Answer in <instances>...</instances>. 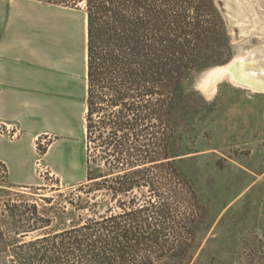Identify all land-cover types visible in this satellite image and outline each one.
I'll list each match as a JSON object with an SVG mask.
<instances>
[{
	"label": "rangeland",
	"instance_id": "rangeland-1",
	"mask_svg": "<svg viewBox=\"0 0 264 264\" xmlns=\"http://www.w3.org/2000/svg\"><path fill=\"white\" fill-rule=\"evenodd\" d=\"M21 1L36 2L42 10L54 6L68 13L63 19L72 36L70 42L74 43L75 27L83 24L84 3L77 9L46 0ZM215 4L227 26L231 58L186 83L182 103L198 112H182V122L178 124L179 115L173 114L168 124L150 126L139 136L153 140L141 146L140 142L132 144L122 138L117 149L91 142L88 151L84 135L83 170L78 168V162H50L45 157L43 164L49 173L35 176L36 185L26 190L9 191L8 180L0 174V264H9V258L23 254L13 243L20 241L18 232L27 226L26 219L39 217L32 210L33 203L52 208L43 197L59 199L63 195L62 202H55L46 215L55 220L54 226L69 225L68 214L76 208L68 202L67 195L72 191L83 193L81 187L89 184V157H97L104 174L115 171L113 165L105 163L107 157L111 161L116 158L113 164L120 165L116 171L123 174L127 163L141 154L152 155L156 161L145 165L148 170L141 177L147 183L134 194L141 203L151 202L142 215L153 224L140 228L152 234L157 230L158 244L141 245L128 264H147L149 260H153L152 264H264V89L233 83L229 74L213 84L212 79L208 80L211 69L225 67L237 58L264 66V0H245V6L251 8L245 21L246 35L228 25L222 2L215 0ZM58 30L61 43L62 29ZM45 31V35L50 32ZM259 71L264 79V70ZM137 133L131 131L132 135ZM44 139L50 145V137L39 138ZM57 167L73 177H59ZM112 207L117 213L131 210L126 203L104 202L102 207L77 210V214L90 215L94 210L105 212ZM60 210L66 213L57 219L55 213ZM38 234L32 233L29 238Z\"/></svg>",
	"mask_w": 264,
	"mask_h": 264
},
{
	"label": "trees",
	"instance_id": "trees-1",
	"mask_svg": "<svg viewBox=\"0 0 264 264\" xmlns=\"http://www.w3.org/2000/svg\"><path fill=\"white\" fill-rule=\"evenodd\" d=\"M46 1L77 9L84 3L88 14V151L91 142L117 149L122 138L141 146L153 140L139 136L150 126L168 124L173 114L179 115L178 124L182 112H198L182 103L186 83L231 58L227 26L215 0ZM132 130L138 133L132 135ZM154 159L141 154L121 174L116 171L120 165L113 164L117 159L107 157L105 163L115 171L104 174L97 157H89V184L81 187L83 193L67 195L76 208L68 214L69 225L54 226L55 220L46 215L55 202H62V194L59 199L43 197L52 208L33 203L39 217L26 219L20 241L13 243L23 254L9 258V264H128L138 247L158 244L157 230L152 234L140 228L153 224L142 215L151 202L141 203L134 195L147 183L141 174ZM104 202L126 203L131 210L117 213L112 207L77 214ZM60 211L57 219L66 213ZM32 233L39 234L29 238Z\"/></svg>",
	"mask_w": 264,
	"mask_h": 264
},
{
	"label": "crops",
	"instance_id": "crops-1",
	"mask_svg": "<svg viewBox=\"0 0 264 264\" xmlns=\"http://www.w3.org/2000/svg\"><path fill=\"white\" fill-rule=\"evenodd\" d=\"M53 7L42 10L36 2L0 0V122L22 129L16 142L0 136V163L8 168L13 192L36 185L35 144L43 136L50 137V162H78L84 169L88 32L83 19L72 44L63 19L68 13ZM45 28L53 33L45 35ZM56 169L61 178L73 177Z\"/></svg>",
	"mask_w": 264,
	"mask_h": 264
},
{
	"label": "bare ground",
	"instance_id": "bare-ground-1",
	"mask_svg": "<svg viewBox=\"0 0 264 264\" xmlns=\"http://www.w3.org/2000/svg\"><path fill=\"white\" fill-rule=\"evenodd\" d=\"M249 1L250 0H248V2ZM249 11L251 13V8ZM250 13L248 12V14H250ZM84 23L86 26V30L88 32V14H87V12H85V14H84ZM236 60H234L231 64H228L225 67H215V68L211 69L210 76H209L210 78L208 80L210 81L212 79L213 80L212 84H213V82H215L218 78H221L223 75L226 74L225 69L229 66H233V64ZM234 68H236V69L233 71V74H231V76H232L231 79H232L233 83L244 84L246 86H250V87L258 88V89H264V79L260 75V71H259V70L263 71L264 66H262L260 63H256V64H253L251 62H247L246 64L241 63L238 67H234ZM209 81H207L205 83L206 89H208V87H209ZM240 81H244V82L241 83ZM87 111H88V106L86 105L85 114H84L85 115L84 116V124H85L84 132H85V135L87 134V120H86Z\"/></svg>",
	"mask_w": 264,
	"mask_h": 264
},
{
	"label": "built area",
	"instance_id": "built-area-1",
	"mask_svg": "<svg viewBox=\"0 0 264 264\" xmlns=\"http://www.w3.org/2000/svg\"><path fill=\"white\" fill-rule=\"evenodd\" d=\"M0 136L8 139L10 142H16L20 140V138L22 137V129L18 124L17 125L7 124L1 121ZM47 143H49L47 139L40 141L38 138L36 140V144H35L36 161H35L34 173L38 177H43L47 173H49L48 167L43 164L49 149V145H47ZM0 174L5 177H7L8 175V168L3 163H0Z\"/></svg>",
	"mask_w": 264,
	"mask_h": 264
},
{
	"label": "water",
	"instance_id": "water-1",
	"mask_svg": "<svg viewBox=\"0 0 264 264\" xmlns=\"http://www.w3.org/2000/svg\"><path fill=\"white\" fill-rule=\"evenodd\" d=\"M220 2H222V6H224V16L228 25L234 26L237 31L243 35L248 34L245 21L248 12H250V7L245 6V0H220ZM247 62L248 60L246 58H237L233 66H229L225 69L226 74H233V71L236 69L234 67H238L241 63L246 64ZM240 82L243 83L244 81Z\"/></svg>",
	"mask_w": 264,
	"mask_h": 264
}]
</instances>
